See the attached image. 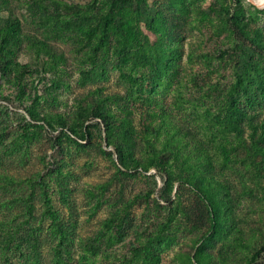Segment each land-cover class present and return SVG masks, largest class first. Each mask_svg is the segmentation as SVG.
<instances>
[{
  "label": "rangeland",
  "instance_id": "rangeland-1",
  "mask_svg": "<svg viewBox=\"0 0 264 264\" xmlns=\"http://www.w3.org/2000/svg\"><path fill=\"white\" fill-rule=\"evenodd\" d=\"M256 44L254 0H0V264H264Z\"/></svg>",
  "mask_w": 264,
  "mask_h": 264
},
{
  "label": "trees",
  "instance_id": "trees-1",
  "mask_svg": "<svg viewBox=\"0 0 264 264\" xmlns=\"http://www.w3.org/2000/svg\"><path fill=\"white\" fill-rule=\"evenodd\" d=\"M111 1L112 3L116 2L117 0H108ZM256 49H258L259 51H264V48H262L261 46L256 44ZM149 114L152 115H156L157 111L155 109V107H153V109L149 112ZM96 117H104V114L101 113H97L95 114ZM104 119V118H103ZM147 125L145 127V129H143V135L145 136V139L148 141H152L154 140L155 135L157 136L158 131L154 130L155 125H153L151 122V119L146 120ZM105 129L107 131V134L109 135V137H111L114 133L115 130V125L113 123H110L108 121H105ZM152 128V129H150ZM118 130V134L117 137L120 139V141H123V139L125 138L126 134H127V130L125 127L121 126V128H116ZM122 139V140H121ZM118 142L114 143V149H115V153L117 156L122 155L123 153V149H124V144H122V142H120L119 140H117ZM169 153H174L171 150H169ZM157 159L159 161L161 160H165L163 158V153H159L157 156ZM185 168L186 170L189 169L190 164H187V162L185 161ZM182 181L188 183L191 187H193V189L195 190V192L197 193V195L202 199V203L204 204L203 207L205 208V215L207 217V221L208 224L210 225L211 229L217 230L220 223H219V215H220V208L217 206L216 204V196L215 194H213V191L210 190V185L206 184L201 178L200 176L195 174V170H192L190 174H185L182 176ZM204 240L206 239V236L202 237ZM200 248L197 250V252L195 253L196 255V260L195 262L197 264H202L200 261ZM250 264V263H249Z\"/></svg>",
  "mask_w": 264,
  "mask_h": 264
},
{
  "label": "bare ground",
  "instance_id": "bare-ground-1",
  "mask_svg": "<svg viewBox=\"0 0 264 264\" xmlns=\"http://www.w3.org/2000/svg\"><path fill=\"white\" fill-rule=\"evenodd\" d=\"M258 4H264V0H254Z\"/></svg>",
  "mask_w": 264,
  "mask_h": 264
},
{
  "label": "water",
  "instance_id": "water-1",
  "mask_svg": "<svg viewBox=\"0 0 264 264\" xmlns=\"http://www.w3.org/2000/svg\"><path fill=\"white\" fill-rule=\"evenodd\" d=\"M255 2V1H254Z\"/></svg>",
  "mask_w": 264,
  "mask_h": 264
}]
</instances>
